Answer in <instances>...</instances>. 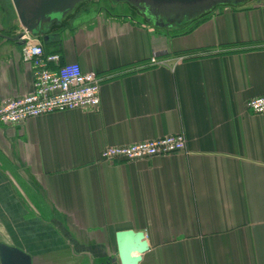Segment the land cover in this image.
Returning a JSON list of instances; mask_svg holds the SVG:
<instances>
[{
    "label": "crops",
    "instance_id": "crops-1",
    "mask_svg": "<svg viewBox=\"0 0 264 264\" xmlns=\"http://www.w3.org/2000/svg\"><path fill=\"white\" fill-rule=\"evenodd\" d=\"M87 5L39 40L107 78L100 107L0 123V244L32 264H121L117 234L134 231L148 243L140 264H264V115L247 110L264 96V2L163 29ZM11 14L0 104L34 88ZM176 134L184 152L100 158Z\"/></svg>",
    "mask_w": 264,
    "mask_h": 264
},
{
    "label": "built area",
    "instance_id": "built-area-1",
    "mask_svg": "<svg viewBox=\"0 0 264 264\" xmlns=\"http://www.w3.org/2000/svg\"><path fill=\"white\" fill-rule=\"evenodd\" d=\"M22 33L21 40L26 42L22 46L23 58L35 69L34 88L27 95L0 104L1 124L17 126L55 112L99 109L101 87L106 77L84 72L78 63L63 64L58 53H46L39 38L31 37L24 29ZM247 110L255 115H264V96L249 100ZM185 149V136L176 134L129 145L109 146L102 150L100 158L108 163L140 161L171 156Z\"/></svg>",
    "mask_w": 264,
    "mask_h": 264
},
{
    "label": "water",
    "instance_id": "water-1",
    "mask_svg": "<svg viewBox=\"0 0 264 264\" xmlns=\"http://www.w3.org/2000/svg\"><path fill=\"white\" fill-rule=\"evenodd\" d=\"M95 0H12L24 31L34 38L63 25L87 3ZM112 5L127 3L145 22L157 28H168L204 18L219 6L240 4L245 0H110ZM24 33L15 38L22 46ZM118 257L121 264H140L148 250L144 232L124 231L117 234ZM1 264H32L21 250L0 244Z\"/></svg>",
    "mask_w": 264,
    "mask_h": 264
},
{
    "label": "rangeland",
    "instance_id": "rangeland-1",
    "mask_svg": "<svg viewBox=\"0 0 264 264\" xmlns=\"http://www.w3.org/2000/svg\"><path fill=\"white\" fill-rule=\"evenodd\" d=\"M261 2H264V0H245V2H240V4L232 3L227 6H219L217 8H223V7H247L252 6L255 4H260ZM87 5L88 10L91 12L88 13V16H98V15H106V11H112V15L114 16H120V17H127L134 19L139 22H145V20L133 9L130 8V6L125 3L124 5H112L110 0H95L91 1ZM11 8V10H9ZM14 10V6L12 3V0H0V17L3 18V21L5 23L10 21V17L12 16L11 12Z\"/></svg>",
    "mask_w": 264,
    "mask_h": 264
}]
</instances>
